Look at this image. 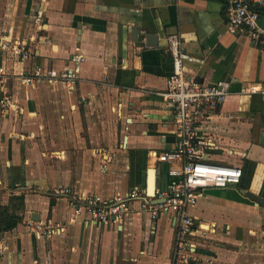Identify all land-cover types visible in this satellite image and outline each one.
I'll use <instances>...</instances> for the list:
<instances>
[{"label":"crops","instance_id":"0c3cea01","mask_svg":"<svg viewBox=\"0 0 264 264\" xmlns=\"http://www.w3.org/2000/svg\"><path fill=\"white\" fill-rule=\"evenodd\" d=\"M29 2L32 62L70 66L74 51L83 59L75 88L67 90L46 78L22 83L0 49V94L8 91L17 102V108H0V203L22 195L20 220L0 234V264H172L174 218L153 217L133 199L118 222H71L67 196L56 189L105 198L132 187L145 193L147 166L156 167V187L166 186L168 165L153 156L173 140L171 104L157 93L173 70V33L191 56L187 74L229 81L199 137L212 159L242 168L238 184L207 188L191 207L196 255L183 264H264V48L227 30L224 0ZM259 23L264 26V15ZM39 25L45 29L38 39ZM5 36L18 37L10 32L0 38ZM116 113L125 121L120 137L110 121ZM34 211L63 228L36 237L27 225Z\"/></svg>","mask_w":264,"mask_h":264},{"label":"built area","instance_id":"2783aa9c","mask_svg":"<svg viewBox=\"0 0 264 264\" xmlns=\"http://www.w3.org/2000/svg\"><path fill=\"white\" fill-rule=\"evenodd\" d=\"M224 11L226 28L230 33L248 35L264 48V26L259 23V16L264 15V0H224ZM168 41L173 70L166 77L165 88L157 93L171 104L173 140L169 148L154 152L157 162L168 165L166 186L156 187L151 196L137 187L107 198L97 193L74 192L68 186L57 188L56 192L67 196L73 210L71 222H118L130 211L133 199H139L140 208L147 209L153 217L169 215L174 218V243L179 260L187 263L196 247L193 239L195 217L191 207L207 188H227L238 184L242 168L234 162L212 159L204 150L207 142L199 137L203 119L210 118L212 111L221 106L229 90V81L218 78L208 82L187 74L185 61L191 56L182 49V41L177 34H170ZM0 49L12 59L11 74L22 83L32 84L39 78H46L62 81L67 90H72L80 78L79 63L83 55L78 51L71 53L72 65L56 68L33 63L34 52L25 39L1 37ZM3 74L0 66V75ZM259 91L264 95V88ZM0 108H17L16 100L8 91L0 94ZM153 198L156 200L152 201ZM27 225L31 233L43 238L51 237L63 228L48 217L42 220L30 218ZM2 248L0 242V250Z\"/></svg>","mask_w":264,"mask_h":264},{"label":"rangeland","instance_id":"374dc122","mask_svg":"<svg viewBox=\"0 0 264 264\" xmlns=\"http://www.w3.org/2000/svg\"><path fill=\"white\" fill-rule=\"evenodd\" d=\"M30 6L29 0H10L2 2L0 0V35H4L6 33L12 34V36H18L17 39H25L28 46H31L32 39H30V33L27 30V21L28 19V7ZM38 29L36 30V38H40L43 36V32L45 27H41L40 25L37 27ZM16 38V37H15ZM33 44L30 47V49L34 52L33 50ZM12 61V60H11ZM111 122H114V127L116 128L115 132L118 134V137H120L121 132V127L125 124V121L122 117H120L119 113L113 114L112 118H110ZM158 148V146H156ZM236 159L237 157H233ZM154 165V164H152ZM0 190V202L5 199L3 196L2 191H5L4 188H1ZM11 191L10 193H12ZM9 196V195H8ZM8 199V197H7ZM8 202L6 204H1L0 207L3 205H7V208L12 211V213H18V209L20 207V201L21 199L16 195H11L9 196V199L7 200ZM4 232H1L3 234ZM176 234V230L174 233V237ZM195 240V238L193 237ZM195 253L193 254V257H189L187 260L192 261L195 258ZM180 255L176 252L175 248V243L173 240L172 244V250H171V258H172V264L175 263H180L183 264L179 260Z\"/></svg>","mask_w":264,"mask_h":264},{"label":"water","instance_id":"95a60500","mask_svg":"<svg viewBox=\"0 0 264 264\" xmlns=\"http://www.w3.org/2000/svg\"><path fill=\"white\" fill-rule=\"evenodd\" d=\"M80 25L81 22H77V26H78V32L80 31ZM133 34L135 33V29H132ZM77 38H79V34L77 35ZM263 103H264V96H263ZM125 139V137H124ZM146 189H145V194L147 196H151L154 194L155 188H156V167L155 166H147L146 168ZM241 191L243 193H245L248 197L254 199L257 203H260L262 201V198L259 194L254 193L250 190H245V189H241ZM156 199H152V201H154ZM31 219L33 220H38L39 219V214L38 212L34 211L31 214Z\"/></svg>","mask_w":264,"mask_h":264},{"label":"trees","instance_id":"16d2710c","mask_svg":"<svg viewBox=\"0 0 264 264\" xmlns=\"http://www.w3.org/2000/svg\"><path fill=\"white\" fill-rule=\"evenodd\" d=\"M16 196V195H15ZM20 199L22 197L21 194L17 195ZM20 220V216L18 213H12L7 205H3L0 207V234L5 230H9L13 228L17 222Z\"/></svg>","mask_w":264,"mask_h":264},{"label":"bare ground","instance_id":"6f19581e","mask_svg":"<svg viewBox=\"0 0 264 264\" xmlns=\"http://www.w3.org/2000/svg\"><path fill=\"white\" fill-rule=\"evenodd\" d=\"M153 160H154V156H153ZM153 160H152V162H153ZM204 226H205V224H204ZM204 226H203V227H204Z\"/></svg>","mask_w":264,"mask_h":264}]
</instances>
